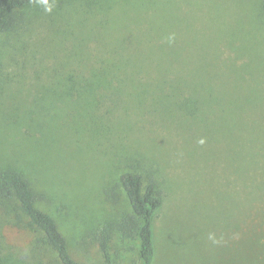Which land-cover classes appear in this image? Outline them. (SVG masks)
<instances>
[{
    "label": "rangeland",
    "instance_id": "obj_1",
    "mask_svg": "<svg viewBox=\"0 0 264 264\" xmlns=\"http://www.w3.org/2000/svg\"><path fill=\"white\" fill-rule=\"evenodd\" d=\"M85 1L0 32V170L81 264H112L91 229L125 170L162 195L151 264H264V0ZM15 207L0 200V264H60ZM110 251L142 264L137 240Z\"/></svg>",
    "mask_w": 264,
    "mask_h": 264
},
{
    "label": "trees",
    "instance_id": "obj_2",
    "mask_svg": "<svg viewBox=\"0 0 264 264\" xmlns=\"http://www.w3.org/2000/svg\"><path fill=\"white\" fill-rule=\"evenodd\" d=\"M87 1L85 5H88ZM39 3L40 0H0V32H10L24 23V11ZM73 89L78 90L75 84ZM84 90H89L84 93L92 92L87 87ZM103 192L110 205L116 208L109 219L91 229L92 240L103 258L108 263L117 264L118 253L112 256L110 245L114 240L124 238L137 240L142 264H151L154 255L152 224L162 202L156 180L152 176L144 180L140 172L125 170L120 172L116 183ZM0 200L14 201L15 208L40 235L37 240L56 254L60 264H81L71 255L67 240L53 216L38 206L39 197L23 173L15 169L0 170Z\"/></svg>",
    "mask_w": 264,
    "mask_h": 264
},
{
    "label": "clouds",
    "instance_id": "obj_3",
    "mask_svg": "<svg viewBox=\"0 0 264 264\" xmlns=\"http://www.w3.org/2000/svg\"><path fill=\"white\" fill-rule=\"evenodd\" d=\"M40 3L44 5L45 11L51 12L52 6L49 4L48 0H40Z\"/></svg>",
    "mask_w": 264,
    "mask_h": 264
}]
</instances>
